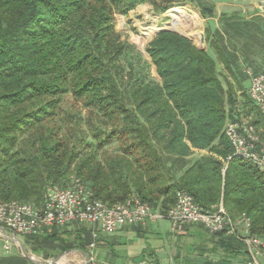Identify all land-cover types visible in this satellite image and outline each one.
<instances>
[{"label": "trees", "instance_id": "1", "mask_svg": "<svg viewBox=\"0 0 264 264\" xmlns=\"http://www.w3.org/2000/svg\"><path fill=\"white\" fill-rule=\"evenodd\" d=\"M192 1L0 0V203L40 208L49 187L67 188L78 179L107 205L135 196L165 213L182 191L204 209L221 204L232 220H248L249 234L264 242V173L233 157L224 134L241 117L264 130V117L241 87L246 72L257 70L249 54L264 49L262 19L222 14L224 30L206 38L217 61L186 37L163 31L145 49L157 79L121 64L129 46L114 29V14L145 4L164 13ZM198 4L202 18L214 17L212 5ZM231 29L238 38L248 29L242 46L226 43ZM217 63L238 90L220 81ZM66 96L109 129L96 130L95 139L99 147L116 140V153L102 151L98 160L96 151L81 148L73 134L78 116L62 107ZM92 232L84 224L51 227L22 243L48 261L55 252L89 253ZM202 232L214 244L209 254L221 246L247 256L236 236ZM104 240L100 234L95 248ZM0 264L31 263L15 253Z\"/></svg>", "mask_w": 264, "mask_h": 264}, {"label": "built area", "instance_id": "2", "mask_svg": "<svg viewBox=\"0 0 264 264\" xmlns=\"http://www.w3.org/2000/svg\"><path fill=\"white\" fill-rule=\"evenodd\" d=\"M246 73L250 82L248 97L264 117V72ZM224 134L232 147L233 157L245 160L264 173V137L251 124L250 118L241 117L228 122ZM159 219L170 222L173 234L181 232L186 225H199L211 235L236 236L244 244L246 264H258V259L264 258V242L249 234L248 220H232L221 204L204 209L182 191L175 193V203L165 213L153 210L135 196L123 203L107 205L96 199L78 179H72L67 188L49 187L40 208L25 203H0V230L7 236L8 232L11 233L12 238L34 236L51 227L72 224L90 226L93 230V242L89 246L92 262L95 241L100 234L111 236L125 227L142 226ZM0 238L3 240V251L10 253L13 243L1 233Z\"/></svg>", "mask_w": 264, "mask_h": 264}, {"label": "rangeland", "instance_id": "3", "mask_svg": "<svg viewBox=\"0 0 264 264\" xmlns=\"http://www.w3.org/2000/svg\"><path fill=\"white\" fill-rule=\"evenodd\" d=\"M199 2L203 6H210L212 4L216 5V15L220 12H224L225 5H237L242 3L244 9H238V11L248 10V0H195L175 8H172L164 13H155L151 6L149 5H139L136 6L134 9L127 12L126 15L121 16L119 14H114L112 18V23L114 29L117 33L120 34V39L126 45L129 46V51L125 54V56L121 59V64L124 67V70L127 71L129 66H133L136 69H143L144 73L149 76V78L157 79L154 74L153 67L149 64V58L145 53V49L148 43L160 32L163 31H170L177 33L183 37L189 39L194 45L199 48V40L200 34L202 33L204 36V45L203 50L207 51L210 55L214 57L217 61L216 56L213 53V50L209 47V40L207 38V32L211 35L215 30H220L221 32L224 30L223 21L220 19V16H214V19H208L204 17L202 18L200 15L199 10ZM231 10V9H230ZM232 17L233 15H227ZM242 18V17H241ZM245 21H252L242 18ZM259 25L261 20L257 21ZM217 25L216 27H214ZM225 25V24H224ZM251 31V29H249ZM243 38H238L235 33L234 29L229 31L227 39H225L226 43L229 45L230 48L236 46H242L245 37L248 35V29L242 30ZM263 51H262V50ZM256 50L257 53V61H262L264 56V49L260 46H256L253 48V52ZM263 62V61H262ZM218 64V63H217ZM219 65V64H218ZM258 69L254 71L253 69H249L252 72H260L261 69H264L261 63L257 64ZM217 76L220 81L224 84L225 80L228 79L227 73L220 67L216 69ZM62 107L65 111L71 112L78 116V129L75 134V137L79 139V143L81 148L84 151H96L98 160L101 158L100 153L105 151L106 153H116L118 151V144L116 140H113L111 143L102 145L99 147L98 143L95 139V134L98 132L107 133L109 131L108 128L104 127L96 118L95 116L91 115L82 105L80 102L73 101L70 96H66L63 99ZM205 153L199 154V156L204 155ZM198 157V156H197ZM148 223V234L144 239H138V241L134 240L136 243V248H138L137 254L131 258L132 264H139V261H143V263L150 262L149 256L142 257L140 256V251L142 248H147L148 245L152 243L159 242L162 243V251H163V258L165 256L164 261L169 260L172 258L175 249L173 250L175 245H182L190 246L191 241L189 237H187V232L183 231L177 234L171 233V226L170 222L165 219H159L155 221H149ZM192 225H186L183 229L188 230L189 227ZM240 227V225H239ZM241 228V227H240ZM72 229V228H70ZM115 235V234H113ZM113 235L108 237H113ZM102 237L108 238L105 235ZM186 237V238H185ZM104 238V239H105ZM129 239V237H128ZM18 240L22 242V238L18 237ZM108 240V239H105ZM133 240V237L131 238ZM160 240V241H159ZM177 243V244H176ZM138 246V247H137ZM12 250L10 253L15 254L17 253L16 246L13 244ZM178 247V246H177ZM3 242L0 241V256H3L5 253L3 251ZM97 248V247H96ZM93 250V259L96 257L97 251L99 249ZM130 245L123 244L119 245L116 249H114V259L113 262L115 264H125V260L128 256H130L129 251L131 252ZM176 248V247H175ZM129 250V251H128ZM99 252L100 254H104V251L101 249ZM166 252V254H165ZM9 253V254H10ZM62 255V254H61ZM60 255L55 252L48 261L59 257ZM31 257L38 262H46L47 260H42L41 257L35 256L31 254ZM97 259V258H96ZM163 262V261H162ZM31 263V262H30ZM166 263V262H165ZM33 264V263H31ZM58 264H84L83 257L79 254H70L64 257H61L58 261ZM90 264H100L98 261H90Z\"/></svg>", "mask_w": 264, "mask_h": 264}, {"label": "crops", "instance_id": "4", "mask_svg": "<svg viewBox=\"0 0 264 264\" xmlns=\"http://www.w3.org/2000/svg\"><path fill=\"white\" fill-rule=\"evenodd\" d=\"M245 3V2H242ZM242 3L237 4V5H233L232 7H230V5H225V7H228L227 9L225 8L224 12H219L217 15L215 13L216 16H219L221 14H225V15H240L242 18H245L247 20H252V19H262V23H260L261 25H264V17L262 16V9L264 8V0H248V10H242V11H238V9H244L245 6L242 5ZM213 7L214 10L216 12V5L218 4H212L210 3ZM231 9V10H230ZM214 15V16H215ZM208 19H214L215 23L216 20L215 18H207ZM217 25H215L214 27H216ZM257 53L256 50L253 52L251 51V53L249 54V58L248 61L252 66H254L253 68L258 69V65L259 63L262 64V66H264V61L260 62L257 61ZM252 62V63H251ZM217 67L223 68V66L221 64L217 65ZM264 69H261L260 72H263ZM250 72V71H249ZM259 72V73H260ZM258 73V72H257ZM228 81L230 83H232L235 87L234 89H237V85L234 83V80H232L231 77H228ZM242 90H246L248 91L249 87H250V82L249 80H245L244 82H242L241 84ZM238 94L240 93V87ZM238 90V89H237ZM260 132H264L263 129H259ZM264 137V135H263ZM198 154V152H196V155ZM148 223L146 222L144 225L142 226H136L135 228H131V227H125L122 230L118 231L117 233H115V235H113V237H108L105 239L108 240H104L100 243V246H98L97 249H99V251L102 249L104 251V254H100L101 252L97 251L96 253V257L94 258V261H98L100 262V264H115V262H113L114 259V249H116L119 245H123V244H127L130 245V249L131 252L129 251L130 256H128L125 260V264H132L131 263V258L133 256H135V254H137L138 252V248H136V245L134 243H136L135 241L138 239H144L145 237H147L146 235L148 234ZM200 226L199 225H192L189 227L188 230H186L187 232V237H189L191 241V245L190 246H182V245H175L173 250L175 249L172 258H169V260H165V256L163 254L162 251V243L159 242H155L152 243L151 245H148L147 248H142V250L140 251V256H149L150 258V262L148 263H143V261H139V264H198V260L200 259H204V258H208V259H212V260H224L226 262V264H246L247 263V256H245L244 258H242L240 255L235 254L234 252L228 251L225 252L223 247L218 246L217 248V252L215 254H209V251L214 247V244L212 241H209V239H203V232L204 229L202 228V230H200ZM240 230V227H239ZM183 232V231H182ZM9 237L12 236L11 233H7ZM129 237V239H128ZM133 237V240H131V238ZM209 237V236H208ZM186 238V237H185ZM135 240V241H134ZM0 241L3 242V240L0 238ZM160 241V240H159ZM177 244V243H176ZM178 246V247H177ZM138 247V246H137ZM176 247V248H175ZM3 249V248H2ZM13 254V253H12ZM11 253L6 254L4 253L3 256H10L12 255ZM166 254V252H165ZM179 255V256H178ZM0 256V257H3ZM97 258V259H96ZM244 259V260H243ZM163 261V262H162ZM166 262V263H165ZM258 264H264V258H259L258 259Z\"/></svg>", "mask_w": 264, "mask_h": 264}, {"label": "water", "instance_id": "5", "mask_svg": "<svg viewBox=\"0 0 264 264\" xmlns=\"http://www.w3.org/2000/svg\"><path fill=\"white\" fill-rule=\"evenodd\" d=\"M262 11V16L264 17V8L261 10ZM203 45H204V36L201 33L200 34V40H199V49L203 50ZM0 233L2 234V236L10 241L11 243H13L16 246V250L17 253L19 255H21L24 259L28 260L29 262L33 263V264H58V261L60 260L61 257L70 255V254H79L83 257L84 260V264H90V254L88 252L79 250V249H74V250H70L67 251L65 253H63L62 255H60L59 257H56L50 261H46V262H38L35 261L32 257L31 254L26 250V248L24 247L23 243L21 241H19L16 237H8L6 235V233L4 231L0 230Z\"/></svg>", "mask_w": 264, "mask_h": 264}]
</instances>
